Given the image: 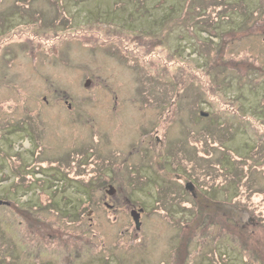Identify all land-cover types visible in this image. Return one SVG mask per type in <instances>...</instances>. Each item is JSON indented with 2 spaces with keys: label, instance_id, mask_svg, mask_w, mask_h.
I'll return each mask as SVG.
<instances>
[{
  "label": "rangeland",
  "instance_id": "rangeland-1",
  "mask_svg": "<svg viewBox=\"0 0 264 264\" xmlns=\"http://www.w3.org/2000/svg\"><path fill=\"white\" fill-rule=\"evenodd\" d=\"M0 199V264H264V0H0Z\"/></svg>",
  "mask_w": 264,
  "mask_h": 264
},
{
  "label": "water",
  "instance_id": "water-1",
  "mask_svg": "<svg viewBox=\"0 0 264 264\" xmlns=\"http://www.w3.org/2000/svg\"><path fill=\"white\" fill-rule=\"evenodd\" d=\"M88 83H89V82H87L85 85H87ZM200 114L203 115V116H206V115H207V113H204V112H201ZM185 188H186L187 190H189V191H192V189H193V183L190 182V181H189V182H186V183H185ZM106 192H107L109 195H112V194L115 192V188H114L112 185H109V188L107 189ZM2 204L7 205L8 202L3 201V200L0 199V205H2ZM142 210H143L142 208H139L138 210H136V209H132V210L130 211V215H131L133 221L135 222L136 228H139V226H140V220H139V217H140V212H141Z\"/></svg>",
  "mask_w": 264,
  "mask_h": 264
},
{
  "label": "flooded vegetation",
  "instance_id": "flooded-vegetation-1",
  "mask_svg": "<svg viewBox=\"0 0 264 264\" xmlns=\"http://www.w3.org/2000/svg\"><path fill=\"white\" fill-rule=\"evenodd\" d=\"M85 85V84H84ZM69 109H72V105L69 103V105H67ZM111 206V205H110Z\"/></svg>",
  "mask_w": 264,
  "mask_h": 264
},
{
  "label": "trees",
  "instance_id": "trees-1",
  "mask_svg": "<svg viewBox=\"0 0 264 264\" xmlns=\"http://www.w3.org/2000/svg\"><path fill=\"white\" fill-rule=\"evenodd\" d=\"M261 23H263V22H261ZM224 215H226V213ZM257 261H258V259H257Z\"/></svg>",
  "mask_w": 264,
  "mask_h": 264
}]
</instances>
